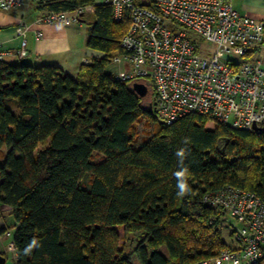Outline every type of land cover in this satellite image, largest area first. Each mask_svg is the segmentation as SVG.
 <instances>
[{
    "label": "trees",
    "instance_id": "1",
    "mask_svg": "<svg viewBox=\"0 0 264 264\" xmlns=\"http://www.w3.org/2000/svg\"><path fill=\"white\" fill-rule=\"evenodd\" d=\"M79 7L94 11L87 45L103 56L76 76L55 65L0 60V156L7 150L0 206L13 221L0 232L14 229V263L195 264L216 257L229 247L222 231L231 238L232 224L203 198L231 186L264 202V123L258 131L209 128L207 118L189 115L165 124L153 101L146 104L109 71L123 53L129 13L117 23L112 7L95 0L38 2L47 13ZM143 119L153 122L152 134L136 146Z\"/></svg>",
    "mask_w": 264,
    "mask_h": 264
},
{
    "label": "built area",
    "instance_id": "2",
    "mask_svg": "<svg viewBox=\"0 0 264 264\" xmlns=\"http://www.w3.org/2000/svg\"><path fill=\"white\" fill-rule=\"evenodd\" d=\"M28 1L0 0V11L20 9ZM103 4L112 7L117 23L126 13L131 18L120 41L123 53L112 59L118 68L115 78L153 89L155 111L165 124L189 115L247 131L264 123L263 63L242 60L264 48L263 21L241 15L232 0H103ZM86 10L79 7L71 13H47L38 23L79 22ZM190 33L214 44L215 51L199 48ZM20 35L16 56L23 60L28 55L25 31ZM9 55L0 48V60ZM203 203L224 210L235 223L229 247L195 264H259L264 257L262 199L227 186L207 193ZM3 251L7 259H16L12 241Z\"/></svg>",
    "mask_w": 264,
    "mask_h": 264
},
{
    "label": "crops",
    "instance_id": "3",
    "mask_svg": "<svg viewBox=\"0 0 264 264\" xmlns=\"http://www.w3.org/2000/svg\"><path fill=\"white\" fill-rule=\"evenodd\" d=\"M40 0H29L28 4L11 12L0 11V48L10 53L5 58L7 62H18L17 53L21 47V32L26 33L27 57L23 60L32 66L55 65L65 73L76 76L80 67L90 64L93 58H100L96 51L87 45L89 29L85 26L88 22H71L69 24H47L38 21L47 14L38 8ZM96 4H103V0H95ZM234 9L243 16L256 21L264 22V0H232ZM93 9H88L87 11ZM37 33L41 36L38 38ZM244 61H262L264 66V48L255 50L246 55ZM113 73L118 72L112 66ZM13 225L10 209L0 206V230L8 223ZM13 235L14 229L10 230ZM12 235H3L0 232V252L3 245L12 240ZM6 257V255H5ZM8 264V261L6 262ZM12 264H15L14 262Z\"/></svg>",
    "mask_w": 264,
    "mask_h": 264
},
{
    "label": "rangeland",
    "instance_id": "4",
    "mask_svg": "<svg viewBox=\"0 0 264 264\" xmlns=\"http://www.w3.org/2000/svg\"><path fill=\"white\" fill-rule=\"evenodd\" d=\"M84 17H85V20H87L88 22L94 21V15H93L92 11H90V10L86 12V14L84 15ZM90 25H91V23L85 24V26L88 29L90 28ZM190 37L193 40H195L197 42V44H199V48L203 49L204 51H206L208 53H212L213 51H215V45L214 44H211V43L206 42L205 40L201 39V37H199L195 33L194 34L193 33H190ZM96 53H97V55H102L103 56V53H101L100 51H96ZM247 59H248L247 56L242 57V60H247ZM112 70H113V68L111 67L109 71H112ZM146 81H148V82L151 83V79H148ZM150 90L153 93V89L150 88ZM11 102L12 103H15L16 101L14 99H7L6 100V104H9ZM144 102L146 104H148L147 101H144ZM212 126H213V123L208 122V127L210 128ZM152 129H153V122H151L150 120L143 119V120H141L137 124L138 140H137L136 146H140L143 143L144 140L148 139L151 136ZM6 152H7L6 148L3 147L2 150H1V156H0V159L2 161L4 159V156H5ZM86 178H89V177L86 176ZM86 178H84L83 181L85 180V182H86ZM83 181H82V184H83ZM228 219L230 220V222H231L232 225L235 223V221L233 219H231L230 217ZM8 224H10V223H8ZM0 226H1V224H0ZM9 226L11 228V225H9ZM222 238L228 244L230 243V240L231 239H230V230L229 229H224L222 231ZM5 245H3L4 248H5ZM134 246H135V243L133 242L130 245V248H133ZM129 250H131V249H129ZM7 261H8V264H12L14 262L11 257L9 259H7Z\"/></svg>",
    "mask_w": 264,
    "mask_h": 264
},
{
    "label": "water",
    "instance_id": "5",
    "mask_svg": "<svg viewBox=\"0 0 264 264\" xmlns=\"http://www.w3.org/2000/svg\"><path fill=\"white\" fill-rule=\"evenodd\" d=\"M80 22H85L84 20H79ZM132 90L137 93L140 97H145L147 95V92H148V88L146 85L144 84H140V83H134L132 84ZM254 131H258L259 130V127L258 126H254L253 128ZM7 262V258L2 256L0 254V264H6Z\"/></svg>",
    "mask_w": 264,
    "mask_h": 264
},
{
    "label": "flooded vegetation",
    "instance_id": "6",
    "mask_svg": "<svg viewBox=\"0 0 264 264\" xmlns=\"http://www.w3.org/2000/svg\"><path fill=\"white\" fill-rule=\"evenodd\" d=\"M143 99H144V101H147L149 104H151L152 101L155 104L154 95L150 89H148L147 95L145 97H143Z\"/></svg>",
    "mask_w": 264,
    "mask_h": 264
}]
</instances>
